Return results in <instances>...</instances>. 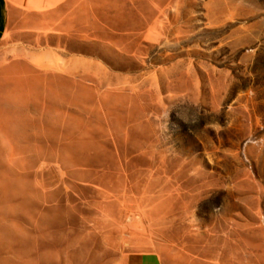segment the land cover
Here are the masks:
<instances>
[{"label":"rangeland","instance_id":"1","mask_svg":"<svg viewBox=\"0 0 264 264\" xmlns=\"http://www.w3.org/2000/svg\"><path fill=\"white\" fill-rule=\"evenodd\" d=\"M7 10L0 264H264V0Z\"/></svg>","mask_w":264,"mask_h":264},{"label":"crops","instance_id":"2","mask_svg":"<svg viewBox=\"0 0 264 264\" xmlns=\"http://www.w3.org/2000/svg\"><path fill=\"white\" fill-rule=\"evenodd\" d=\"M8 0H0V42L2 41L8 24Z\"/></svg>","mask_w":264,"mask_h":264},{"label":"bare ground","instance_id":"3","mask_svg":"<svg viewBox=\"0 0 264 264\" xmlns=\"http://www.w3.org/2000/svg\"><path fill=\"white\" fill-rule=\"evenodd\" d=\"M46 54V53H45ZM48 55V54H47ZM3 88L0 86V91L2 90ZM6 92H9V91H6ZM2 97H4V98H2ZM1 98L2 99H0L1 101H6L7 102V100H8V98H9V95L8 94H3L2 96H1ZM38 187H39V185H38Z\"/></svg>","mask_w":264,"mask_h":264}]
</instances>
